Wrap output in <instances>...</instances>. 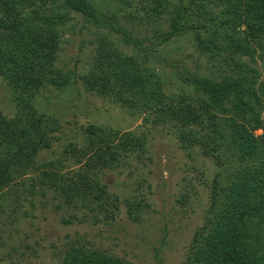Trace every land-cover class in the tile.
<instances>
[{
	"label": "trees",
	"instance_id": "obj_1",
	"mask_svg": "<svg viewBox=\"0 0 264 264\" xmlns=\"http://www.w3.org/2000/svg\"><path fill=\"white\" fill-rule=\"evenodd\" d=\"M87 25L93 53L77 75L80 58L73 69L57 60L70 41L64 33ZM180 37L198 62L176 57L180 90L172 92L157 65L168 62L161 47ZM78 79L88 93L140 116L144 129L81 125L59 158L38 160L66 121L56 96ZM0 81L15 105L6 113L0 101V212L9 206L10 223L30 216L46 190L55 210L72 209L63 224H111L125 207L139 221L144 196L122 198L101 177L130 159L142 162L147 130L164 125L188 157L197 150L215 166L202 223L180 264H264V0H0ZM39 95L50 114L39 109ZM87 243L67 242L59 264H133Z\"/></svg>",
	"mask_w": 264,
	"mask_h": 264
},
{
	"label": "rangeland",
	"instance_id": "obj_2",
	"mask_svg": "<svg viewBox=\"0 0 264 264\" xmlns=\"http://www.w3.org/2000/svg\"><path fill=\"white\" fill-rule=\"evenodd\" d=\"M78 27L76 25L75 30ZM92 29V26L87 25L76 34L70 30L64 33V38H70V41L64 43L60 51L57 60L60 66L73 69L75 59L80 58L82 62L77 63L74 71L77 75L85 72L86 60L90 59L94 47L87 42L88 39H94ZM133 29L140 30L137 27ZM145 32L143 29L142 33ZM82 38L86 40L83 45L80 43ZM161 51L168 61L157 65L163 78L169 80L165 87L172 92H179L175 63L172 65V62L176 57H181L188 66H194L198 62V55L185 37L163 45ZM200 60L204 61L203 58ZM78 82L60 93L58 90L54 91V95L59 93L56 97L63 105L66 121L61 122L62 129L57 133L59 138L52 142L51 149L38 153V160L59 158L64 144L75 140L76 134H80L81 125L109 123L121 130L144 129L140 116L130 114L105 98L88 93L81 79ZM4 88L0 81L2 108L6 113L10 110L13 112L14 101ZM37 102L41 111L51 113L47 99L39 95ZM147 132L148 152L143 155L142 162L130 159L129 165L106 170L101 177L108 190L122 198L135 197L139 200L144 196L143 204L147 202V206L140 210L139 221L129 219L125 207L111 224L92 225L89 218L80 223L63 224L60 218L68 216L72 209L62 207L59 211L55 210L57 200L50 190H46L43 195H39L43 205L41 202L37 203L33 212L29 211L27 202L23 201V207L29 211L30 216L20 215L18 221L10 223L5 217L10 212L9 206H5L4 211L0 212V257H3L0 264H11L10 258L13 259V264H59L61 249L71 240H76L77 243L88 242L87 246L104 249L133 264H180L193 231L202 223L208 202L205 182L212 179L215 166L212 160L199 155L197 150L188 157L164 125L150 127ZM22 179L26 184L30 182L29 177ZM35 187L39 189L37 185ZM178 198L182 199L181 203ZM23 207L19 208L18 214ZM73 214L80 216L82 212L76 210ZM14 228L20 231L15 232ZM25 245L30 247L26 248ZM12 247L17 250H12ZM32 249L34 250L31 251ZM21 252L24 253L20 254Z\"/></svg>",
	"mask_w": 264,
	"mask_h": 264
}]
</instances>
